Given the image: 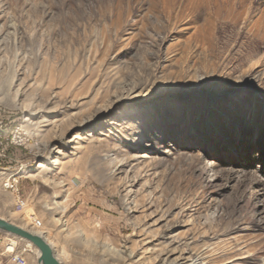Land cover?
<instances>
[{
    "label": "rangeland",
    "instance_id": "374dc122",
    "mask_svg": "<svg viewBox=\"0 0 264 264\" xmlns=\"http://www.w3.org/2000/svg\"><path fill=\"white\" fill-rule=\"evenodd\" d=\"M0 217L61 264H264V0H0Z\"/></svg>",
    "mask_w": 264,
    "mask_h": 264
},
{
    "label": "water",
    "instance_id": "95a60500",
    "mask_svg": "<svg viewBox=\"0 0 264 264\" xmlns=\"http://www.w3.org/2000/svg\"><path fill=\"white\" fill-rule=\"evenodd\" d=\"M0 230L30 242L38 251L40 264H61L52 245L41 235L0 217Z\"/></svg>",
    "mask_w": 264,
    "mask_h": 264
},
{
    "label": "built area",
    "instance_id": "2783aa9c",
    "mask_svg": "<svg viewBox=\"0 0 264 264\" xmlns=\"http://www.w3.org/2000/svg\"><path fill=\"white\" fill-rule=\"evenodd\" d=\"M3 188L5 190L10 191L11 193L18 195L20 194V190H19V178L17 176H11V177H7L6 179H4L3 182Z\"/></svg>",
    "mask_w": 264,
    "mask_h": 264
},
{
    "label": "bare ground",
    "instance_id": "6f19581e",
    "mask_svg": "<svg viewBox=\"0 0 264 264\" xmlns=\"http://www.w3.org/2000/svg\"><path fill=\"white\" fill-rule=\"evenodd\" d=\"M38 234H41L42 235V233H38ZM43 236V235H42ZM44 237V236H43ZM45 238V237H44ZM46 239V238H45ZM47 240V239H46ZM48 242V241H47ZM38 254V253H37Z\"/></svg>",
    "mask_w": 264,
    "mask_h": 264
}]
</instances>
